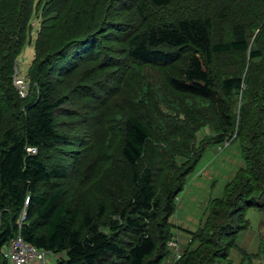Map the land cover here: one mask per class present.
<instances>
[{"label": "trees", "instance_id": "1", "mask_svg": "<svg viewBox=\"0 0 264 264\" xmlns=\"http://www.w3.org/2000/svg\"><path fill=\"white\" fill-rule=\"evenodd\" d=\"M32 40L22 97L15 61ZM235 131L245 170L180 264H232L245 210L264 207V0H0V264L19 231L61 254L52 264H162L176 196Z\"/></svg>", "mask_w": 264, "mask_h": 264}, {"label": "rangeland", "instance_id": "2", "mask_svg": "<svg viewBox=\"0 0 264 264\" xmlns=\"http://www.w3.org/2000/svg\"><path fill=\"white\" fill-rule=\"evenodd\" d=\"M216 1L220 3V0ZM32 19L33 29L30 38L34 40L37 35L36 28L40 23V18L33 17ZM224 25L226 26L227 24L224 23ZM246 32L248 35H251V41L257 35V32L253 30L246 29ZM33 40L31 43H27L15 61L16 65L13 73V82L16 90L22 97H26L30 94L31 80L29 71L35 56ZM19 76L24 77L27 84H18L17 78ZM57 84L59 83L56 81L55 85ZM57 86L60 87L59 85ZM243 102L244 100L239 96L237 100V110H240V105ZM177 103L179 102L177 101ZM79 105L86 108L89 107L88 104H84L82 101ZM209 105L213 106V103L210 102ZM215 105L217 109H222V107L219 108L218 103H215ZM73 106L78 105H75L73 100L70 99L67 108ZM167 108L169 107L167 106ZM167 108L166 111H169ZM85 112L87 113L86 110ZM203 127L204 128L197 133L200 138H203L205 134L211 133L213 128L211 124ZM117 142L114 141L113 143V140L111 141V143L115 145ZM228 144L229 141L225 147L218 148V146H211L206 149L202 160L198 163L195 171L190 175L186 187L176 196V209L169 218L171 224V237L168 240L167 246L170 254L163 260L162 264H180V259L185 253L187 246L194 249L200 245L201 239L197 238L194 240V238L201 235L202 232H206H204V229L212 210L211 200L222 196L226 183L232 181L240 170H245L247 161L245 159L244 146L242 140L237 136V131H235L233 140L229 145ZM198 145L199 143L197 142L196 146ZM150 150L151 151L146 155V159L149 160V158H151L153 161L158 162L157 148H150ZM117 172V177L123 181L124 176L121 170L118 169ZM121 194V191L114 193L116 197ZM255 196L260 198L261 195L256 192L254 197ZM221 205L222 204L219 203L216 204L218 210L212 217L214 222H216V220H223L219 215ZM230 211H228V213H230ZM244 215L245 222L240 226H243V228L238 229L234 245L230 250L231 263L250 264L252 262L251 264H257L259 262H264V258H260L259 254L262 239L264 238V207L257 205L252 206V208L249 207L245 210ZM59 256H61V254L48 252L45 259L46 264H52Z\"/></svg>", "mask_w": 264, "mask_h": 264}, {"label": "built area", "instance_id": "3", "mask_svg": "<svg viewBox=\"0 0 264 264\" xmlns=\"http://www.w3.org/2000/svg\"><path fill=\"white\" fill-rule=\"evenodd\" d=\"M18 84H27L24 77L17 78ZM28 93V90H27ZM35 151V148H30ZM25 214V213H24ZM8 264H46L48 251L38 248L25 240L19 231L2 249Z\"/></svg>", "mask_w": 264, "mask_h": 264}]
</instances>
